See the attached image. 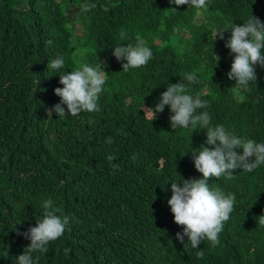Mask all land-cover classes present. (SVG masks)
Wrapping results in <instances>:
<instances>
[{
    "label": "trees",
    "instance_id": "16d2710c",
    "mask_svg": "<svg viewBox=\"0 0 264 264\" xmlns=\"http://www.w3.org/2000/svg\"><path fill=\"white\" fill-rule=\"evenodd\" d=\"M85 4L95 8L83 12ZM251 15L264 23V0H207L201 9L170 0H0V264H17L30 243L17 230L36 226L47 199L69 223L46 254H34L39 264H264V164L209 179L210 189L235 195L234 209L216 247L204 240L185 251L167 201L172 182L201 178L192 152L206 130L171 129L167 105L152 121L144 116L168 84L195 73L187 94L208 102L197 111L264 143V68L254 66L247 88L236 86L227 78L230 32L214 40L216 29ZM141 39L152 58L123 71L113 49ZM58 57L61 72L87 64L108 74L100 111L48 115L63 87L47 67Z\"/></svg>",
    "mask_w": 264,
    "mask_h": 264
},
{
    "label": "clouds",
    "instance_id": "9594fccd",
    "mask_svg": "<svg viewBox=\"0 0 264 264\" xmlns=\"http://www.w3.org/2000/svg\"><path fill=\"white\" fill-rule=\"evenodd\" d=\"M170 3L201 9L206 7L207 0H170ZM93 8L94 4H85L81 10L88 12ZM172 10L176 11L175 8ZM225 32H230L225 47L230 50L229 54L233 55L227 78L234 80L236 86L247 88L250 82L256 79L254 66L264 68V23L251 15L245 23H232L226 28L216 29L214 40H224ZM121 39H124L123 33ZM112 54L117 61H126L121 65L125 72L145 66L153 56L151 49L142 39L138 40L135 46H117ZM215 57L216 61L220 59L219 56ZM47 67L60 74L59 83L63 85L62 88L53 90L54 94L60 97V102L47 110L48 115L51 116L55 112L57 117H64L77 116L85 111H100L98 100L108 75L103 68L85 64L71 72H61L64 69L62 57L52 60ZM184 81L168 84L155 107L144 109V116L152 121L167 105L172 113L169 117L171 129L199 126L200 129L206 130L204 144L198 151L192 152L194 168L202 174L201 178L182 180V183L172 182L171 197L167 201L174 223L183 226V231L176 234V239L183 244L185 251H188L189 247L198 249L204 240H207L211 247H216L220 243L219 234L224 223L229 220L234 209L235 195H224L219 190L210 189L209 179H219L222 176L231 179L233 171L237 169L252 172L264 164V143L237 137L234 133H229L223 125L212 126L210 114L207 111H197L206 109L208 102L187 94L188 85L198 83L196 74H185ZM62 105H66L67 111ZM108 143H112V140L109 139ZM114 159L112 155L107 157L109 162ZM112 167L119 170V165L113 164ZM43 208V218L36 222L35 227H29L25 232L17 230V235L30 241L22 254L16 257L17 264H39L40 257L34 254H46L50 242L61 237L69 223V217L56 214L57 209L53 208L51 199L43 202ZM258 218L259 223L264 224V215ZM68 252L70 249L66 248L65 253ZM7 255L6 251L4 256ZM195 255L198 259L205 257L203 250L196 251Z\"/></svg>",
    "mask_w": 264,
    "mask_h": 264
}]
</instances>
